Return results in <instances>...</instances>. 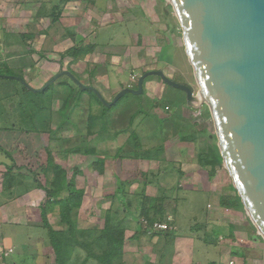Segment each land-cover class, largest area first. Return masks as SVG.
Returning a JSON list of instances; mask_svg holds the SVG:
<instances>
[{
  "label": "rangeland",
  "instance_id": "rangeland-1",
  "mask_svg": "<svg viewBox=\"0 0 264 264\" xmlns=\"http://www.w3.org/2000/svg\"><path fill=\"white\" fill-rule=\"evenodd\" d=\"M109 4L112 7L116 3ZM80 5V32L75 34L77 41L72 47H98L74 58L67 53L71 44L67 50L55 49V38L69 39L74 34L63 27H49L48 1L0 0V147L10 150L14 163L23 165L22 172L28 174L24 184L7 188L1 194L5 197L0 195V203L3 205L6 201L2 200L7 197L12 202L27 190H36L32 201L23 196L13 206L0 209V264H56L47 230L39 226L43 223L41 202L45 193L35 184L36 176L47 186L53 182L50 160L65 168L68 181L73 180L75 187L84 190L81 206L72 212L79 228L90 230L93 237L100 235L107 219L124 228L123 252L115 264H147L140 261L146 249L144 242L158 231L142 215L145 207H154V213L164 210L171 222L176 221L178 234L205 237V246L197 240L196 259L204 264L208 258L215 262L221 251L217 242L222 240L221 235L228 234L229 220L223 215L219 198L235 192L222 189L233 183L223 164L212 170V165L203 166L200 162L201 156L207 157L203 150L207 144H218L206 103L190 106L185 91L170 86L159 75L146 79L142 94H126L113 106H106L96 94L83 91L68 75L59 77L43 92L31 91L17 78L23 77L31 86L41 88L55 74L68 69L112 101L122 89L130 85L137 88L139 77L146 71L161 69L174 81L191 84L198 91L181 25L173 10L172 17L150 32L146 29L153 31L151 23L138 10L137 21L116 26L107 22L117 10L107 11L106 17L97 11L98 17L89 11L100 7L97 0H81ZM72 21L67 18L64 25ZM98 22L107 26L95 27ZM170 27L175 30L177 44L171 59L157 53L159 49L167 50L168 42L174 43ZM105 106L108 111L103 114ZM78 147L81 151H72ZM84 147L93 153L84 154ZM137 153L154 157L141 158ZM98 159H105L104 164H98ZM0 161L10 163L1 148ZM44 163L46 172L41 170ZM3 171L4 165L0 166L1 189ZM185 171H194L191 188L198 181H210L215 197L206 191L179 187L177 182H182L183 187L189 184L185 176H180ZM212 171L215 172L210 175ZM67 194V190L60 193L61 197ZM208 204L213 205L211 209ZM211 210V217L222 219L223 225L206 230L203 225ZM242 211L247 217L245 208ZM61 217L59 205L49 209L48 221L55 229L66 228ZM10 223L26 226L22 230V226ZM137 233L140 241L130 247L128 239ZM7 236L14 238L15 247L3 240ZM125 251L131 252V258H125ZM86 257V251L77 248L69 264H100L97 259Z\"/></svg>",
  "mask_w": 264,
  "mask_h": 264
},
{
  "label": "water",
  "instance_id": "water-1",
  "mask_svg": "<svg viewBox=\"0 0 264 264\" xmlns=\"http://www.w3.org/2000/svg\"><path fill=\"white\" fill-rule=\"evenodd\" d=\"M181 25L183 42L193 67L191 84L174 81L164 70L143 73L137 88L126 87L108 101L100 90L68 69L41 88L17 77L33 92H43L68 75L80 88L93 91L106 106L126 94L144 92L146 79L159 75L183 90L189 105L196 98L209 107L223 158L244 208L264 239V0H168Z\"/></svg>",
  "mask_w": 264,
  "mask_h": 264
},
{
  "label": "crops",
  "instance_id": "crops-1",
  "mask_svg": "<svg viewBox=\"0 0 264 264\" xmlns=\"http://www.w3.org/2000/svg\"><path fill=\"white\" fill-rule=\"evenodd\" d=\"M44 1H48V6H49L46 13L49 15L48 19H50L49 27L52 26L63 27V30H69L72 34H74L69 39L61 36L55 38L54 41V43L56 44L55 49L63 50L64 47L67 50L68 44H71L69 45L71 47L73 46V44H75V42L77 41L76 40L77 36L75 37V34L80 32V30L78 29L79 21L77 19L81 18L80 17L81 10L83 9V7L80 5L81 0H43V2ZM97 1L100 3V7L96 8V10L95 7H93L92 9L90 8L89 11L95 12L98 17L99 15L97 14V11H100L102 15L106 17L113 10H117L115 14L116 18L113 17L111 19H108L109 21L107 22V25L115 23L116 26H124V25L126 26V24L130 23L131 21H137L138 16H136L135 12L138 10L139 12H141L142 18L145 20L147 19V21L151 23V27L153 31L151 29H146V28L145 29L147 31L154 32L155 29H157L156 26L167 20L169 17H172L173 8L168 0H97ZM111 2L116 4L111 7L109 4ZM107 11L109 13H106ZM67 18L73 19V21L70 22L68 26H65L64 20ZM94 25L95 27H99V28L107 26L99 22ZM170 28L171 30L173 29L172 27ZM140 33H143V31H141ZM171 36L172 37L170 39H173L174 43H172V41L168 42L167 45L170 47L167 50L165 51L163 50L164 51L163 52L162 49H159L157 52L158 54L164 53L165 56H167L170 59L173 57L175 49L177 48V44L175 43L176 33L174 29L171 31ZM97 47L98 45L97 46L95 45V48ZM109 55L111 56V54ZM113 57H120V56L114 55ZM59 64L61 65L60 62ZM193 173L194 171L180 172L181 174L180 176L182 178L185 176L188 179L189 184L187 183V186L183 187L182 182H177L178 186L179 187L181 186L183 189H194V191H206L209 192L211 197H213L214 194L212 192V186L209 184L210 181L207 182V184H205L203 181L202 182L198 181L197 186L191 188L192 186V184H190L192 183L191 180L195 177V174ZM232 184L229 186L225 184L223 185L222 189L231 191L233 190ZM35 192H36L35 189L31 191L27 190L26 192H24L22 196L20 197L17 196L16 198H13L15 200H13L12 202H11L12 198L9 199L7 197L4 200H2V201H6L3 202L4 203L3 205H1L2 203H0V209L6 207L8 204L13 206L12 204L23 196H25V198L28 199L27 201H32V197H34V195L36 194ZM1 194H3V192L2 189L0 188V195ZM1 197H5V196L1 195ZM212 206L213 205L208 204L209 209H211ZM219 206L223 212L224 217L229 219L226 222L228 234L225 237L224 235L223 236L221 235L220 238L222 240H220V242H217V244H220V248H221L218 260L212 262L211 259L208 258V262H206V264H264V239L258 233L257 228L254 226L248 215H246L247 217H243L244 214L242 210L244 207H240V208L223 207L220 205V198H219ZM211 215H212V210L208 215V220L203 225V228L206 230H211V227H215L217 229L218 227L223 225L222 224L223 222L221 223L222 219L218 218L217 220H214L211 217ZM10 224H17L19 226H22L21 228L22 230L25 229L24 226H26L23 223L20 224L10 223ZM172 224L177 226L176 221L174 223L172 222ZM216 229H214L213 233L216 231ZM141 232H145V231H141ZM178 232H179L178 226L174 228V230H168V231L165 230V231L156 232L153 236H151L149 239H147L144 242V246H146V249L144 247L143 255L140 253L141 254L140 261L144 260V263L147 264H204L200 260L196 259L195 245L198 240L199 242L203 241L204 242L203 246H205L206 238L205 237L202 238L200 236L181 235L178 234ZM17 234L18 232L16 233V236ZM138 234L139 233L135 234L133 237H130L128 239L129 241L128 245L130 247L133 246V244L137 243V241L139 240ZM3 240H5L7 245L11 247L12 246L15 247L14 238L7 236ZM126 250H128V248ZM125 252H126L124 255L125 258H127L128 256L131 258V252L129 254L127 253V251Z\"/></svg>",
  "mask_w": 264,
  "mask_h": 264
},
{
  "label": "trees",
  "instance_id": "trees-1",
  "mask_svg": "<svg viewBox=\"0 0 264 264\" xmlns=\"http://www.w3.org/2000/svg\"><path fill=\"white\" fill-rule=\"evenodd\" d=\"M95 49V45H87V46H78L72 47L68 50V54L73 56L74 58H78L83 54H88L93 52ZM23 78V77H22ZM86 91L85 89H82ZM89 92L94 93L91 90H87ZM95 94V93H94ZM115 105V104H114ZM103 114H106L108 111V107L105 106ZM134 136L137 135L134 133ZM192 139H194L192 137ZM80 147V146H79ZM73 149L72 151H81L80 148ZM5 155L9 157L10 163L0 161V166L4 165L6 171L2 172L3 181H2V192L6 193V189L12 186H21L24 184V178L28 177L27 173H23V165H17L14 163V158L12 156V152L7 150L5 147H0ZM141 146L137 145V150H139ZM204 152H206V158L204 159L202 156L200 157V162L202 165L210 164L213 166L212 170L219 165H222L223 158L220 153V149L218 144H207V148L205 147ZM84 154H92L93 151L88 147H84ZM138 156H142L141 158L151 159L154 156L150 153H146L145 155L137 153ZM52 166V170L54 172V179L50 186L40 182L38 173H34L35 184L40 189H42L45 193V197L41 203L42 215H43V223L39 225L47 230L48 239L51 244V248L53 253L55 254V263L56 264H69L71 261L74 252L77 248L83 249L87 253V259H97L100 264H115V262L119 259L123 252L124 245V228L120 224H111L110 219H107L104 228L99 232V236H92L90 234V230L81 229L77 225V220L73 217V210L77 209L81 206L82 198L84 196V190L79 189L73 185V180L68 181V171L61 167L58 164H54L51 160L48 161ZM105 159H98L97 163L103 165ZM46 163L41 165V170L46 172L48 169L46 168ZM102 170V168H101ZM213 173L209 172V174L213 175ZM18 176V179H16ZM47 178V173L45 175ZM18 180H20L18 182ZM13 182V183H12ZM29 188V186H28ZM25 188L24 190L28 189ZM232 189L235 194H224L220 197V205L227 208H240L244 207L241 197L239 196L236 188L232 184ZM64 190L68 191L67 196L61 197L60 193ZM123 190V189H122ZM59 205L60 213L62 221L66 224V228L63 229H55L48 221V211L54 208V206ZM145 207L143 209V216L148 219L149 226H153L155 221L165 222L168 221L167 213L164 210H159L157 212H152L151 208ZM157 213H159V217H156ZM168 231V230H167ZM169 235V234H168ZM96 248H99L101 251H96ZM119 264V263H118Z\"/></svg>",
  "mask_w": 264,
  "mask_h": 264
},
{
  "label": "built area",
  "instance_id": "built-area-1",
  "mask_svg": "<svg viewBox=\"0 0 264 264\" xmlns=\"http://www.w3.org/2000/svg\"><path fill=\"white\" fill-rule=\"evenodd\" d=\"M130 87H133V86L130 85ZM168 220H170V221H165V222L155 221L153 223V226H150V227L151 228H155L156 231H165V230H168V229L172 228V226H173L170 217L168 218Z\"/></svg>",
  "mask_w": 264,
  "mask_h": 264
},
{
  "label": "bare ground",
  "instance_id": "bare-ground-1",
  "mask_svg": "<svg viewBox=\"0 0 264 264\" xmlns=\"http://www.w3.org/2000/svg\"><path fill=\"white\" fill-rule=\"evenodd\" d=\"M198 103H199V104H202V103H201V99H200V97L196 98L195 105L198 106Z\"/></svg>",
  "mask_w": 264,
  "mask_h": 264
}]
</instances>
